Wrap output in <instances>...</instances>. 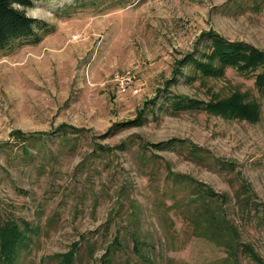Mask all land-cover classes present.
I'll return each mask as SVG.
<instances>
[{"label":"rangeland","instance_id":"obj_1","mask_svg":"<svg viewBox=\"0 0 264 264\" xmlns=\"http://www.w3.org/2000/svg\"><path fill=\"white\" fill-rule=\"evenodd\" d=\"M26 12L39 42L0 51V225L32 229L14 264H58L77 242L72 264H101L114 237L111 264H139L133 232L153 264L223 258L184 231L188 189L172 174L230 198L244 181L264 203L260 68L180 62L203 59L207 31L264 53V0H33ZM235 92L259 105L256 122L203 109ZM226 212L261 260L239 263L264 264V222L243 223L233 200Z\"/></svg>","mask_w":264,"mask_h":264},{"label":"trees","instance_id":"obj_2","mask_svg":"<svg viewBox=\"0 0 264 264\" xmlns=\"http://www.w3.org/2000/svg\"><path fill=\"white\" fill-rule=\"evenodd\" d=\"M14 3L22 5L24 11L13 9ZM32 4L33 0H0V51L14 42L35 43L39 40L36 30L41 29L42 26L37 20L25 17L26 9L32 7ZM204 35L209 40L207 47L209 50L202 53L203 59H193L189 55L182 59L180 64L191 61L196 69H200L209 75L216 73L217 70L222 72L230 66L236 67L240 71L260 68L255 76L254 85L259 94L264 97V53L246 43L229 41L213 31L203 32L202 36ZM215 60L219 61L216 66L213 64ZM239 94V92H235L226 100L209 102L203 109L225 118L234 117L238 120L256 122L260 117L259 105L245 102L244 97ZM181 98L176 99L174 104L183 105ZM189 102L196 103L187 100L188 104ZM196 151L198 149L193 147L192 152L195 153ZM172 175L179 189H188L187 195L181 199L186 200L182 203L184 209L180 211L184 231L188 232V236L191 234L193 237L206 239L224 249L225 256L216 261L215 264H240L239 254L249 256L254 261H261L251 245L241 241L239 227L226 212V207L233 200L239 219L243 223L249 224L252 219L253 221L257 219L264 222V203L257 202L248 183L242 181L239 188L235 190L233 197L230 198L226 193L215 192L210 187L196 182L190 177L180 174ZM178 205L179 203L176 201L175 206ZM28 226L23 231L11 223L6 222L0 225V263H15L21 249L28 245L29 237L25 236V232L29 231V228L31 229L29 224ZM130 238L132 251L141 260L139 264H153L152 257L143 252V247L148 245L146 240H142L135 232L131 233ZM77 251L78 242L74 243L66 253L57 255L58 264H72L74 254ZM115 252H123V245L118 237H114L112 243L105 250L106 254L103 255L101 264H111Z\"/></svg>","mask_w":264,"mask_h":264},{"label":"clouds","instance_id":"obj_3","mask_svg":"<svg viewBox=\"0 0 264 264\" xmlns=\"http://www.w3.org/2000/svg\"><path fill=\"white\" fill-rule=\"evenodd\" d=\"M13 9L17 10V11H24L23 9V6L18 4V3H14L12 5ZM25 17L28 18V19H33V20H40L39 17L35 16V15H32V16H29L27 12H25Z\"/></svg>","mask_w":264,"mask_h":264}]
</instances>
